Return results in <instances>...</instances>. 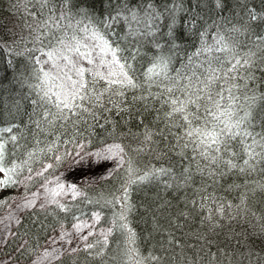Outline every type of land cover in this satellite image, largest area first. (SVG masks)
I'll return each mask as SVG.
<instances>
[{
  "label": "snow or ice",
  "instance_id": "6c2138e0",
  "mask_svg": "<svg viewBox=\"0 0 264 264\" xmlns=\"http://www.w3.org/2000/svg\"><path fill=\"white\" fill-rule=\"evenodd\" d=\"M12 7L0 264H264V0Z\"/></svg>",
  "mask_w": 264,
  "mask_h": 264
},
{
  "label": "trees",
  "instance_id": "16d2710c",
  "mask_svg": "<svg viewBox=\"0 0 264 264\" xmlns=\"http://www.w3.org/2000/svg\"><path fill=\"white\" fill-rule=\"evenodd\" d=\"M255 5H260L261 0H254ZM13 0H0V35H4L8 30H18L19 25L21 23L20 16L15 12V9L12 7ZM195 49L189 47L187 54L190 55ZM157 54V50H153L149 53V55ZM18 62V61H17ZM7 77L3 85H0V87L9 88L10 85L8 84V80H11L12 74L11 71L4 66L3 63H0V79H3ZM23 108V105H22ZM134 161L136 162V166L143 167L145 164L149 163V160L144 157H134ZM152 163H155L152 161ZM158 166V165H157ZM96 189V192L91 193V195L95 196L96 193H99L101 195H104L107 197V189L111 188V184H100L94 186ZM145 195H155V193L151 192H145L141 193L138 191L133 190L132 193V201L134 203H139L143 200ZM137 223L141 224V228L143 227V224L139 220L134 219L133 227ZM141 228H136V231L139 233ZM153 244H155V241H153ZM145 245H140L141 252L146 255L147 253L144 251ZM117 264H123L122 258L117 255Z\"/></svg>",
  "mask_w": 264,
  "mask_h": 264
}]
</instances>
